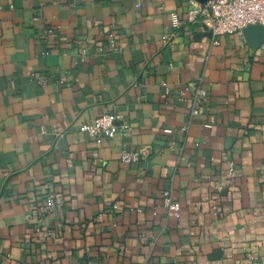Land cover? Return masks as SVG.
Instances as JSON below:
<instances>
[{
  "label": "crops",
  "instance_id": "obj_1",
  "mask_svg": "<svg viewBox=\"0 0 264 264\" xmlns=\"http://www.w3.org/2000/svg\"><path fill=\"white\" fill-rule=\"evenodd\" d=\"M1 5L0 264H264V44H214L187 0ZM114 113L129 133L80 132Z\"/></svg>",
  "mask_w": 264,
  "mask_h": 264
},
{
  "label": "built area",
  "instance_id": "obj_2",
  "mask_svg": "<svg viewBox=\"0 0 264 264\" xmlns=\"http://www.w3.org/2000/svg\"><path fill=\"white\" fill-rule=\"evenodd\" d=\"M2 8L0 0V9ZM187 20L193 25H201L206 31L212 33L214 44H217L219 36L227 34L243 35L244 29L250 26H264V0H209L200 3L197 0H187ZM174 24L178 25L175 18ZM110 49H116V42L111 40ZM34 76V74H33ZM40 83H45V77H39ZM207 99V92L200 85L194 91L192 102L189 107L190 116L200 114V110ZM80 132L92 138L114 139L117 135H125L131 131V126L121 114H104L95 118L90 123L82 124ZM186 131L187 128H184ZM142 159L141 151L124 150L120 160L123 163H136ZM232 168L227 174L226 184H231L235 178ZM164 206L171 217L180 215L181 206L173 198L171 191L163 192ZM57 206L56 196L47 194L45 204L34 215L44 218L55 210ZM257 264V263H255Z\"/></svg>",
  "mask_w": 264,
  "mask_h": 264
},
{
  "label": "water",
  "instance_id": "obj_3",
  "mask_svg": "<svg viewBox=\"0 0 264 264\" xmlns=\"http://www.w3.org/2000/svg\"><path fill=\"white\" fill-rule=\"evenodd\" d=\"M200 3H205L209 0H197ZM243 34L247 40V42L254 48H259L262 44H264V26L256 25L250 26L244 29Z\"/></svg>",
  "mask_w": 264,
  "mask_h": 264
}]
</instances>
